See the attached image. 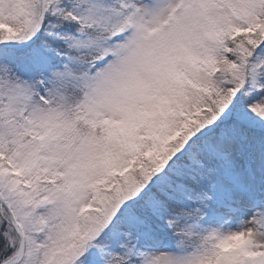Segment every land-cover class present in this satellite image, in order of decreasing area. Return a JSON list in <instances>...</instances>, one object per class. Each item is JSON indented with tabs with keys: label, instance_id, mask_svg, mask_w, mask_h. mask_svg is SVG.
I'll list each match as a JSON object with an SVG mask.
<instances>
[{
	"label": "snow or ice",
	"instance_id": "1",
	"mask_svg": "<svg viewBox=\"0 0 264 264\" xmlns=\"http://www.w3.org/2000/svg\"><path fill=\"white\" fill-rule=\"evenodd\" d=\"M0 264H264V0H0Z\"/></svg>",
	"mask_w": 264,
	"mask_h": 264
}]
</instances>
